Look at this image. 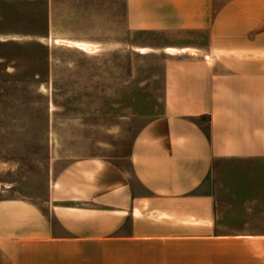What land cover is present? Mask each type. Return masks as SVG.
Instances as JSON below:
<instances>
[{"label":"crops","instance_id":"0c3cea01","mask_svg":"<svg viewBox=\"0 0 264 264\" xmlns=\"http://www.w3.org/2000/svg\"><path fill=\"white\" fill-rule=\"evenodd\" d=\"M107 1L129 30L164 36L138 49L165 53V111L130 168L52 155L41 201L1 189L0 264H264V192L212 182L227 160L264 167V0Z\"/></svg>","mask_w":264,"mask_h":264},{"label":"rangeland","instance_id":"374dc122","mask_svg":"<svg viewBox=\"0 0 264 264\" xmlns=\"http://www.w3.org/2000/svg\"><path fill=\"white\" fill-rule=\"evenodd\" d=\"M163 38L129 30L123 2L0 0V191L41 201L52 155H95L130 168L136 134L165 111V53L138 47ZM259 163L221 162L214 189L263 193ZM253 219L227 218L236 226Z\"/></svg>","mask_w":264,"mask_h":264},{"label":"bare ground","instance_id":"6f19581e","mask_svg":"<svg viewBox=\"0 0 264 264\" xmlns=\"http://www.w3.org/2000/svg\"><path fill=\"white\" fill-rule=\"evenodd\" d=\"M62 41H67L68 42V45H70V46H75V47H77V48H80V49H82V50H86V51H88V50H91V49H93V47H95L96 48V45L94 44V43H92V42H88V41H83V40H72V39H61V38H57L56 39V42H58V43H60V42H62ZM98 44V43H97ZM99 47V46H98ZM97 47V48H98ZM141 52H148V49L147 48H143V47H141L140 49H139ZM169 51H174V49H169Z\"/></svg>","mask_w":264,"mask_h":264}]
</instances>
